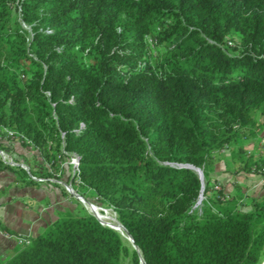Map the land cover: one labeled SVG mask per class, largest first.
I'll list each match as a JSON object with an SVG mask.
<instances>
[{"label": "trees", "instance_id": "obj_1", "mask_svg": "<svg viewBox=\"0 0 264 264\" xmlns=\"http://www.w3.org/2000/svg\"><path fill=\"white\" fill-rule=\"evenodd\" d=\"M259 108L264 0H0V126L38 152L37 174L79 156L78 186L114 210L135 264L259 263L264 196L242 210L208 176ZM242 162L264 176V158ZM186 164L213 191L199 204ZM29 240L3 264H120L126 249L90 212Z\"/></svg>", "mask_w": 264, "mask_h": 264}, {"label": "crops", "instance_id": "obj_2", "mask_svg": "<svg viewBox=\"0 0 264 264\" xmlns=\"http://www.w3.org/2000/svg\"><path fill=\"white\" fill-rule=\"evenodd\" d=\"M250 114L254 124L242 127L237 142L215 155L208 167L210 182H220L227 198L239 197L243 203L248 201L249 204L252 198L261 199L264 196V176L247 171L243 167L242 159L246 157L245 152L248 149L257 146L261 134L264 133V129H260L261 126L264 128V108L254 109ZM13 146L14 149L17 146L15 150L22 160L32 164L37 170V161L42 162L38 152L18 139L13 141ZM263 157V154H256V160ZM14 170H0V228L14 235L7 237L0 233V264L5 263L23 247L16 236L28 239L35 237L56 218L79 214L82 207L77 198L69 197L60 185L30 183L23 176L17 177L12 172Z\"/></svg>", "mask_w": 264, "mask_h": 264}, {"label": "built area", "instance_id": "obj_3", "mask_svg": "<svg viewBox=\"0 0 264 264\" xmlns=\"http://www.w3.org/2000/svg\"><path fill=\"white\" fill-rule=\"evenodd\" d=\"M148 42L150 44V47L153 48L154 45V40L151 35H148L147 37ZM80 126H83L82 123H80ZM17 139V136L13 130L7 129L3 126H0V160L6 164L9 167H21L22 169H25L29 177L36 181V182H41V183H58L61 184L65 191L69 192L71 195L76 197L81 203L85 204V206L88 208L87 204H94L92 202H88L77 190L74 189L73 185H78L80 183V180L75 176L78 172V163H79V156L76 153H70L69 157L66 158L65 160L61 161L60 163V169L61 171L57 172L53 176H46L43 175L42 173L37 174L33 173L30 169V165L25 163V162H19L16 160V158L12 154V147H13V141ZM30 147V146H29ZM228 149V145H224L221 149L216 150L214 152L215 155H219L221 152L225 151ZM258 152V153H257ZM256 154H263L264 156V133L261 134L257 146L252 150H247L245 152L246 157H254L256 161ZM264 158V157H263ZM67 165H71V169L67 172H65L66 168H68ZM255 164L252 167V171L255 169ZM262 172L264 173V165L262 166ZM263 175V174H261ZM213 188L215 190L220 189L221 185L220 182L215 181L212 183ZM227 198V196H225ZM112 209V208H111ZM89 212L91 213L90 209ZM114 212V210H113ZM115 213V212H114ZM0 233L4 234L7 237L14 236L12 233L6 232L0 228ZM18 243L22 245H26L29 243L28 238H23L21 236H16Z\"/></svg>", "mask_w": 264, "mask_h": 264}, {"label": "rangeland", "instance_id": "obj_4", "mask_svg": "<svg viewBox=\"0 0 264 264\" xmlns=\"http://www.w3.org/2000/svg\"><path fill=\"white\" fill-rule=\"evenodd\" d=\"M23 27H26L24 24H22ZM236 39H238L237 36H235ZM162 49L160 48L159 52L161 51ZM260 129H264L263 126L260 127ZM254 139L256 140V134L254 135ZM19 141V139H18ZM17 148V146H16ZM15 148V149H16ZM14 149V146L12 147V154L13 156L16 158V160H18L20 163L21 162H25L27 164L30 165V163L22 160V158L20 157V154L17 153L18 151H16ZM26 150V149H23V151ZM249 150H252V149H249ZM251 160L254 161L255 158L252 156L251 157ZM68 168H66L65 172H67V170L69 171L71 169V165H67ZM15 169L16 168H19V169H22L21 167H14ZM30 169L33 173L36 172V170L34 169V167L32 166V164L30 165ZM202 169V168H201ZM23 171H19L16 172L15 170L12 171L17 177H20V176H23V177H26L27 178L29 177V174L28 172L25 170V169H22ZM24 173V174H23ZM203 183H202V191H200V194H199V197H198V201H197V204L201 203L202 200H204L206 198V196H209L210 194L209 193H205V182H204V179H202ZM36 183H41V182H36ZM58 184V183H56ZM60 185L63 189L64 187L61 185V184H58ZM74 189L77 190L86 200H88V202H92L94 203L93 205H96L97 207H99L100 209H108L110 210V213L115 216L116 218V214L113 212V209H111L110 207H108V205H106L105 203L103 202H100L98 200H96L93 195H92V192L91 191H88V190H83L81 187H79L78 185H73ZM65 191V189H64ZM68 196L70 197H74L73 195H71L69 192L65 191ZM250 195H252V193H250ZM249 196V195H248ZM75 198V197H74ZM77 201H79L78 199H76ZM80 202V201H79ZM81 203V202H80ZM230 205H234V206H237L238 208L242 209V210H245V209H248L250 204L247 202L243 203L239 197L237 198H233L230 202ZM82 204V207H81V213L83 212H89V209H87V207L85 206V204L81 203ZM123 246L126 248L122 254H121V259H120V264H135L133 259H132V251L134 250L133 246L128 244L126 241L123 240ZM264 263V246H263V249H262V254H261V257H260V260H259V263L258 264H262ZM140 264V263H139Z\"/></svg>", "mask_w": 264, "mask_h": 264}, {"label": "bare ground", "instance_id": "obj_5", "mask_svg": "<svg viewBox=\"0 0 264 264\" xmlns=\"http://www.w3.org/2000/svg\"><path fill=\"white\" fill-rule=\"evenodd\" d=\"M88 208L92 213H94L101 221L110 224L115 228L116 231H118L122 237V240L126 241L128 244L132 245L134 248V245L129 238L126 230L119 224V222L116 220L115 216H113L110 213V210L108 209H100L96 205L93 204H87ZM140 264H143L140 262ZM264 264V263H262Z\"/></svg>", "mask_w": 264, "mask_h": 264}, {"label": "water", "instance_id": "obj_6", "mask_svg": "<svg viewBox=\"0 0 264 264\" xmlns=\"http://www.w3.org/2000/svg\"><path fill=\"white\" fill-rule=\"evenodd\" d=\"M184 167H188V168H190L191 170H193L194 172H196V174H198V176L200 177L201 180L203 179V172H202V169H201V168L196 167V166H194V165H190V164H186V165H184ZM202 181H203V180H202ZM202 183H203V182H202ZM202 188H203V187H201V191L203 190ZM91 214L94 215V216H95V217H96V218H97L102 224L114 228V227L111 226L110 224L101 221V220H100V219H99L94 213L91 212ZM116 220H117V219H116ZM117 221H118V220H117ZM119 224L122 226L121 223H119ZM122 227H123V226H122ZM123 228H124V227H123ZM114 229H115V228H114ZM124 229L126 230V228H124ZM126 232H127L128 236H129V238L131 239L133 245H134V250H136V252H137L138 254H140V251H139L138 247L136 246V244L134 243V241H133L131 235L129 234V232H128L127 230H126ZM140 262H142L143 264H145V263H144V260L142 259V257H140Z\"/></svg>", "mask_w": 264, "mask_h": 264}]
</instances>
